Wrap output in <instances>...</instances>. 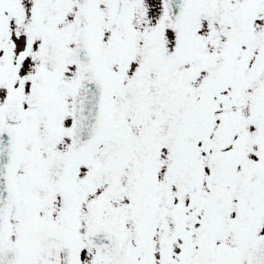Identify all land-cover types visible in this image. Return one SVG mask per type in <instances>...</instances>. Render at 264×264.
<instances>
[{
	"label": "snow or ice",
	"instance_id": "snow-or-ice-1",
	"mask_svg": "<svg viewBox=\"0 0 264 264\" xmlns=\"http://www.w3.org/2000/svg\"><path fill=\"white\" fill-rule=\"evenodd\" d=\"M0 264H264V0H0Z\"/></svg>",
	"mask_w": 264,
	"mask_h": 264
}]
</instances>
